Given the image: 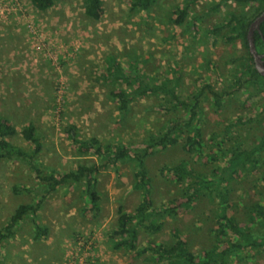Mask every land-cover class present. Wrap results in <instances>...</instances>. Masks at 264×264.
<instances>
[{
	"label": "rangeland",
	"instance_id": "rangeland-1",
	"mask_svg": "<svg viewBox=\"0 0 264 264\" xmlns=\"http://www.w3.org/2000/svg\"><path fill=\"white\" fill-rule=\"evenodd\" d=\"M218 1L197 0L192 10L206 11L211 2ZM182 2L157 0L146 13L130 11L126 0H103L102 17L92 20L84 14L83 0H56L44 11L36 9L30 0H0V115L9 117L17 129L12 143L26 151L31 149L21 129L32 122L42 142L36 157L39 167L61 176L74 171L78 164L103 163L92 150L79 152L67 132L71 126L79 140L97 137L102 144L121 142L135 149L149 132H157L169 120H185L188 115L182 106L171 107L173 104L168 103V110L162 96L156 95L135 99L123 117L109 95L118 85L102 77L106 69L114 71V67L108 68L110 55L124 67L131 55H137L148 78L160 81L176 75L178 95L184 100L204 83L215 90L228 84L238 71L228 61L231 56L244 54V49L240 41L228 43L221 34L214 36L205 30L227 21L229 12L238 14L243 10L246 22H250L257 14V3L225 0L195 27L186 28L167 22ZM207 59L213 61L209 67ZM247 95V88L242 87L225 96L221 109L212 105L211 95L200 100L199 125L204 142L210 144L200 158L184 150L183 139L174 146L154 150L146 158L152 207L179 196L178 185L160 174L163 165L185 158L201 172L210 173L213 168L217 175L221 172L227 157H222L211 135L221 133L229 120L245 121L261 111L264 96ZM263 131L264 121L238 124L222 148L235 146L237 141L250 148ZM257 155L256 169L225 182L230 189L228 201L234 205V215L242 225L248 222L249 208L255 202L264 207V180L260 178L264 172V148ZM133 171V162L126 160L118 169L108 166L97 174L95 189L100 209L96 213L85 210L90 203L81 183L68 181L59 185L42 200L35 216L40 225L47 226L46 237H33V215H26L14 236L0 248V264H139L145 254L114 248L115 240L110 235L119 207L133 212L141 200L140 192L131 188ZM40 183L24 161L0 160V229L7 225L18 204L35 203L44 193L16 192L14 186L38 189ZM214 195V201H218L215 192ZM215 206L216 202L203 197L190 210L162 218V227L155 234L139 227L137 246L150 241L170 244L174 239L170 230L176 228L191 251H202L213 241ZM243 255L245 258L238 264H264L263 250Z\"/></svg>",
	"mask_w": 264,
	"mask_h": 264
},
{
	"label": "trees",
	"instance_id": "trees-1",
	"mask_svg": "<svg viewBox=\"0 0 264 264\" xmlns=\"http://www.w3.org/2000/svg\"><path fill=\"white\" fill-rule=\"evenodd\" d=\"M56 0H30L31 4L38 10L44 11L50 8ZM197 0H183L182 4L176 6L167 22L173 26L195 27L206 14L217 11L218 7L225 2L220 0L210 3L206 11L196 13L192 10V3ZM238 3H257L255 11L259 13L264 9V0H234ZM157 0H126L130 11L150 12ZM84 14L92 19L99 20L103 13V0H83ZM229 18L223 21L216 28H207L205 32L214 36L222 35L228 43L241 42L244 54L230 57L228 61L238 70L232 74L228 84L220 90L212 89L209 83H204L198 90L192 92L188 100L181 99L178 95L179 79L176 75L170 79L160 80L148 78L141 69L142 60L137 55H131L126 60V66H122L114 55H110V66L114 71L106 69L102 77L106 81H111L118 86L109 91V95L116 102L120 114L124 117L135 99L147 95L162 96L163 103L169 110L171 107L182 106L188 117L185 120L171 119L165 123L157 132H149L146 140L141 142L135 149L124 143L102 144L97 137H90L79 140L75 134L74 126L67 129L73 143L81 153L92 150L103 163L100 164H78L74 171L67 172L61 176H56L54 171H44L39 167L37 156L41 152L42 142L35 132L32 122H27L21 129L23 139L31 146L29 151L23 150L14 143L11 138L17 134V129L10 121L9 117L0 115V160L16 159L24 161L30 168L34 176L41 182L40 187L14 186V191H28L37 195L43 191V196L35 203H20L11 214L7 225L0 229V248L3 243L15 234V230L28 214L33 215L32 224L34 227L33 237L41 239L46 237L48 228L40 225L35 219L41 207L42 200L47 194L54 191L59 185L70 183L82 184V192L89 201L87 212H98L99 193L95 189L97 174L104 168L111 166L118 169L119 164L130 160L134 164L133 182L131 188L141 194V200L136 205L133 212H128L121 207L118 209V217L115 227L110 235L114 238V248H125L126 250H136L139 256L144 255L139 264H238L245 258L243 254L247 251L256 253L264 251V214L263 205L255 202L249 208V220L242 225L234 215V205L228 201L230 189L225 183L227 180L240 176L243 172H251L256 169L259 163L257 152L264 148V131L259 137V141L250 148L243 147V142L237 141L235 146L222 148V144L230 137L231 130L238 124L264 121V106L260 112L253 117H248L245 121H231L223 127L221 133H212L215 144L219 147L222 157H227L225 167L217 175L216 168L209 172H201L191 165L188 159H181L175 164L163 165L160 174L170 178L179 187V196L174 197L169 203L152 207L153 202L150 197L149 175L146 166V158L156 149H163L174 146L183 139L182 147L191 155H199L208 149L202 138L199 125L202 108L200 100L212 98V105L216 109H221L225 96H231L242 87L248 90L247 97L264 96V76L260 75L254 67L253 58L248 51L246 32L250 22H246L245 12L227 13ZM225 30L224 33L222 31ZM195 33L198 29H194ZM254 41L257 50L264 51V21L260 24V33L254 32ZM209 66L213 64L211 59H207ZM240 67V68H239ZM216 77H220L217 65L213 67ZM108 72V73H107ZM110 72V73H109ZM153 80V81H152ZM207 89V90H206ZM230 89V90H229ZM262 94V95H261ZM209 157V156H208ZM214 158H210L213 160ZM261 179L264 180V172ZM214 192L218 201H214ZM207 197L210 202H216L213 214L215 216V228H212L213 241L210 246L200 252H193L189 249L187 241L181 236L180 231L172 228L171 235L173 241L170 244L164 242L150 241L142 247H138L139 227L155 234L162 227L160 221L165 216H175L180 210H190L194 204ZM3 264H8L4 261Z\"/></svg>",
	"mask_w": 264,
	"mask_h": 264
},
{
	"label": "water",
	"instance_id": "water-1",
	"mask_svg": "<svg viewBox=\"0 0 264 264\" xmlns=\"http://www.w3.org/2000/svg\"><path fill=\"white\" fill-rule=\"evenodd\" d=\"M264 21V10H262L248 25L246 32V41L248 44V51L251 54L254 62V67L258 73L264 76V53H259L256 49L254 41V32L260 33V24Z\"/></svg>",
	"mask_w": 264,
	"mask_h": 264
},
{
	"label": "flooded vegetation",
	"instance_id": "flooded-vegetation-1",
	"mask_svg": "<svg viewBox=\"0 0 264 264\" xmlns=\"http://www.w3.org/2000/svg\"><path fill=\"white\" fill-rule=\"evenodd\" d=\"M262 10H264V9H262ZM262 10H261V11H262ZM261 11H260V12H261ZM260 12H259V13H260ZM259 13H257V14L255 15V17H256ZM255 17H254V18H255ZM254 18H253V19H254ZM253 19H252V20H253ZM252 20H251V21H252ZM251 21H250V22H251ZM257 51H258L259 53H264V51H262V50H260V49L257 50ZM253 63H254V62H253Z\"/></svg>",
	"mask_w": 264,
	"mask_h": 264
}]
</instances>
